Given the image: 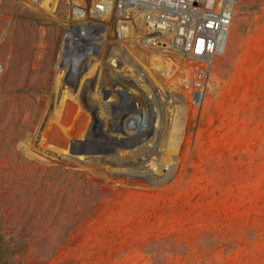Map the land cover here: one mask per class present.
<instances>
[{"label": "rangeland", "instance_id": "374dc122", "mask_svg": "<svg viewBox=\"0 0 264 264\" xmlns=\"http://www.w3.org/2000/svg\"><path fill=\"white\" fill-rule=\"evenodd\" d=\"M45 3L0 0V264H264V0H237L202 104L189 60L167 56L147 125L59 69L66 30ZM53 107L86 139L47 122L35 142ZM126 138L157 148L142 175Z\"/></svg>", "mask_w": 264, "mask_h": 264}, {"label": "built area", "instance_id": "2783aa9c", "mask_svg": "<svg viewBox=\"0 0 264 264\" xmlns=\"http://www.w3.org/2000/svg\"><path fill=\"white\" fill-rule=\"evenodd\" d=\"M32 1L39 8L46 2L48 12L59 17L65 27L59 69L69 76L82 75L87 81L113 82L121 98L134 100L142 115L157 111L148 104L164 94L158 84L169 77L167 56L171 53H179L191 63L194 100L196 105L202 104L214 59L226 50L237 3L213 0L210 6L211 0H65L67 10L62 15L52 8L54 0ZM90 46L98 47L99 53L87 54ZM138 99L144 101L139 103Z\"/></svg>", "mask_w": 264, "mask_h": 264}, {"label": "bare ground", "instance_id": "6f19581e", "mask_svg": "<svg viewBox=\"0 0 264 264\" xmlns=\"http://www.w3.org/2000/svg\"><path fill=\"white\" fill-rule=\"evenodd\" d=\"M52 8H55V10L58 13L63 15L66 13L67 5H66L65 0H56V1L54 0V2L52 3ZM86 53L94 56V55H97L99 53V49H98V47L90 46V47L86 48ZM89 66H91V65L89 64ZM61 75L62 74H60V76ZM14 76H15V80H18L20 78V75L17 72H14ZM67 80L73 81V80H75V78H69ZM58 81H57V83H58ZM96 82H97V89H98L99 95L102 96L103 99H112L115 104H118V105L122 104L121 103V96L118 93V91H116V87L113 84V82L100 83L99 79H96ZM57 83H56V86H57ZM82 83L83 82H80V84L77 86V88H78L77 91H79V92L83 91L84 89L86 90V86L84 85V83L83 84ZM63 85H64V83H63ZM87 90H88V88H87ZM89 96H92V94ZM56 97H57V95L55 92L54 97H53L54 105L56 104ZM126 101H127L128 105L131 104V101L129 99H127ZM88 102H90V101H88ZM90 104L92 106H95L97 109V107H98L97 102L91 101ZM63 112H64V109H61L60 112L58 114H56V109L54 107L52 109L47 110V112L45 113V116H44V120L40 123V126L37 128V130L35 132V140H34L35 142H49V140H47L42 135V132H43L42 128L47 122H50V124L57 125L58 128L61 130V132L64 133L65 136L70 137V139H72L73 142L78 143V142H81V140L86 139V133L81 134L79 136V139L77 137L76 138L72 137L71 131L73 129L72 126L74 125L73 122L75 120V117L73 118L74 120L73 119L68 120L67 118L63 117ZM77 112H81V111L78 110ZM144 118H146V117H143V115H142V117L140 118V122L146 124ZM146 120H147V118H146ZM47 127H50V126H47ZM145 131H147V130H141V129L136 130L135 136L142 135V133H144ZM129 134H130V132H129ZM127 135H128V133L126 134V136ZM143 136L144 135H142V137ZM126 141L127 142H121V143L130 144V146L126 147V148H124V146H123V148L121 147V151H122V154L123 153H130L129 155H131V156L122 157V158H123V160H127L126 164H127V166H129L131 168V171L135 172V174H141L142 175L145 171L144 169H147L149 167H153L155 165V160H156L155 154L157 151V148L154 147L155 144H153L152 142H147V141L136 142V141H131L129 139H127ZM78 147H80V146L79 145L75 146V148H78ZM123 156H124V154H123Z\"/></svg>", "mask_w": 264, "mask_h": 264}, {"label": "water", "instance_id": "95a60500", "mask_svg": "<svg viewBox=\"0 0 264 264\" xmlns=\"http://www.w3.org/2000/svg\"><path fill=\"white\" fill-rule=\"evenodd\" d=\"M212 2H213V0H211V4H210V6L212 5Z\"/></svg>", "mask_w": 264, "mask_h": 264}]
</instances>
